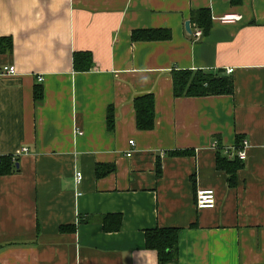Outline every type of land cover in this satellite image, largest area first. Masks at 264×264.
Masks as SVG:
<instances>
[{"label": "crops", "instance_id": "1", "mask_svg": "<svg viewBox=\"0 0 264 264\" xmlns=\"http://www.w3.org/2000/svg\"><path fill=\"white\" fill-rule=\"evenodd\" d=\"M201 9L207 32L192 19ZM138 29L172 35L134 41ZM0 37L13 40L0 52V158L16 167L0 175V264H160L145 245L155 227L180 229L166 264H264V0H0ZM78 52L89 69L76 68ZM178 70L221 72L234 92L176 96ZM145 94L151 130L136 123ZM243 139L231 186L216 145ZM200 189L215 207H197ZM110 214L122 215L117 231L104 229Z\"/></svg>", "mask_w": 264, "mask_h": 264}, {"label": "trees", "instance_id": "2", "mask_svg": "<svg viewBox=\"0 0 264 264\" xmlns=\"http://www.w3.org/2000/svg\"><path fill=\"white\" fill-rule=\"evenodd\" d=\"M192 19L197 21L204 32L211 28V13L209 9H201L192 15ZM196 19V20H195ZM172 32L169 29H138L132 34L134 41H154L165 40L171 38ZM13 40L11 37H0V52L12 51ZM91 54L88 52H78L75 54L74 62L76 68L87 70L90 68ZM174 93L176 96H205L232 94L234 92V83L232 79L223 73H213L203 70H178L173 72ZM36 101L43 99L42 88H36ZM134 108L136 113V123L138 128L143 130H151L155 126L156 111L155 98L152 94H145L135 98ZM109 126L114 125V109L110 107ZM241 140H238L236 145H239ZM222 151V149H220ZM180 154H185L187 151H180ZM217 166L228 173V178L231 186L237 184V171L243 166L242 160L238 158L229 159L227 156H222L221 152L217 156ZM16 169L15 161L10 155L0 158V175L12 173ZM114 167L104 168L98 166L97 175L102 176L106 172L113 170ZM113 217V219H112ZM112 219L110 224L108 220ZM122 215H107L104 219V229L106 231H117L121 228ZM73 226L62 225V230H68ZM180 229L177 227H155L146 229L145 245L149 249L157 251L160 264H166L178 259Z\"/></svg>", "mask_w": 264, "mask_h": 264}, {"label": "built area", "instance_id": "3", "mask_svg": "<svg viewBox=\"0 0 264 264\" xmlns=\"http://www.w3.org/2000/svg\"><path fill=\"white\" fill-rule=\"evenodd\" d=\"M239 15H224L221 17L222 21H230V20H235L239 19ZM197 35L201 34V31L198 30ZM233 69L229 68L228 72H232ZM1 73L3 75H13L17 73L15 65H7L2 68ZM43 78H40L42 80ZM131 144H134V140L130 141ZM250 143L249 140L243 139L241 140L239 145H233V146H227V147H218L216 145V148L222 149L224 154L229 158V159H234L238 158L242 161H244L247 158L248 155V149L250 148ZM25 151L28 149L25 148ZM132 154V151L128 152V155L130 156ZM83 175L82 172H77L76 174V182L79 184L82 181ZM216 193L212 189H200L197 192L196 195V205L198 208H213L216 206Z\"/></svg>", "mask_w": 264, "mask_h": 264}, {"label": "water", "instance_id": "4", "mask_svg": "<svg viewBox=\"0 0 264 264\" xmlns=\"http://www.w3.org/2000/svg\"><path fill=\"white\" fill-rule=\"evenodd\" d=\"M186 29L190 32L191 31V27H190V21L186 22Z\"/></svg>", "mask_w": 264, "mask_h": 264}]
</instances>
